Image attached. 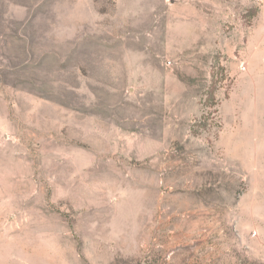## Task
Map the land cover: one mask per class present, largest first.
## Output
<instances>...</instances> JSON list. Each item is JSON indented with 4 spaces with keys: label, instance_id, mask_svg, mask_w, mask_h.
Listing matches in <instances>:
<instances>
[{
    "label": "rangeland",
    "instance_id": "1",
    "mask_svg": "<svg viewBox=\"0 0 264 264\" xmlns=\"http://www.w3.org/2000/svg\"><path fill=\"white\" fill-rule=\"evenodd\" d=\"M0 264H264V0H0Z\"/></svg>",
    "mask_w": 264,
    "mask_h": 264
}]
</instances>
